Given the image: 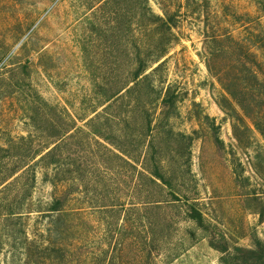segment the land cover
I'll return each mask as SVG.
<instances>
[{
    "label": "rangeland",
    "instance_id": "rangeland-1",
    "mask_svg": "<svg viewBox=\"0 0 264 264\" xmlns=\"http://www.w3.org/2000/svg\"><path fill=\"white\" fill-rule=\"evenodd\" d=\"M148 2L0 0V264H264V0Z\"/></svg>",
    "mask_w": 264,
    "mask_h": 264
},
{
    "label": "trees",
    "instance_id": "trees-1",
    "mask_svg": "<svg viewBox=\"0 0 264 264\" xmlns=\"http://www.w3.org/2000/svg\"><path fill=\"white\" fill-rule=\"evenodd\" d=\"M142 3H144L145 5H148V0H140ZM152 15H151V17H152V20L155 22V25L158 27L160 24L163 26V25H165L166 23H167V20L166 19H164V18H161V17H159V16H156L155 14H153L152 12H150ZM165 54H166V52H163L162 53V55H161V57L157 60V61H155L154 62V65H156L157 63H159L160 62V59L161 58H163V57H165ZM160 66V65H159ZM159 66L156 68V69H154V70H158V68H159ZM146 72V69L145 68H139L138 69V72L136 73V76H135V78H134V81H137L141 76H142V74H144ZM131 89H128L127 90V92H129ZM123 91H125V88L124 89H122L119 93H117L116 94V97H118ZM166 101V100H165ZM54 151H55V149L53 148V149H51V151H49L46 155H44V156H42L41 158L43 159V158H45L46 156H49L50 154H51V156L53 155V153H54ZM52 164V163H51ZM155 178H157L158 180H160L161 182H162V184L165 186V187H170L171 186V184H170V182H168L167 180H166V178L164 177V176H162V175H160V173H159V171H158V169H157V172L155 173ZM154 183H157L156 181L154 182ZM62 204H63V202H61L60 200H56V201H54V203H53V205L51 206V213H58V212H60V207L62 206ZM190 209H191V213H189V217H190V219L193 221V222H195L196 224H197V226L199 227V228H202L203 230H205V231H207V229H206V226H205V222H204V218H203V215L194 207V205L193 206H191L190 207ZM53 233V232H52ZM52 233H51V236H52ZM54 242H52L51 241V248H49V247H46L45 249H43V251H42V253L43 254H46V256L48 257V258H51V255H53V252H54V250H56V248H55V246H54ZM211 246H213L214 247V244L212 243L211 244ZM226 250H224V251H222V253H226L225 252Z\"/></svg>",
    "mask_w": 264,
    "mask_h": 264
}]
</instances>
